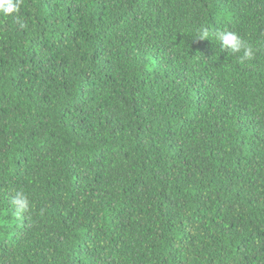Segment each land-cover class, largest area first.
Returning <instances> with one entry per match:
<instances>
[{
    "label": "trees",
    "instance_id": "1",
    "mask_svg": "<svg viewBox=\"0 0 264 264\" xmlns=\"http://www.w3.org/2000/svg\"><path fill=\"white\" fill-rule=\"evenodd\" d=\"M0 264H264V0L0 13Z\"/></svg>",
    "mask_w": 264,
    "mask_h": 264
},
{
    "label": "clouds",
    "instance_id": "2",
    "mask_svg": "<svg viewBox=\"0 0 264 264\" xmlns=\"http://www.w3.org/2000/svg\"><path fill=\"white\" fill-rule=\"evenodd\" d=\"M21 0H0V13L5 16L18 12ZM195 37L210 39L219 44L222 51L229 57H235L236 62L244 65L255 58L257 49L245 40L238 32L232 30L210 31L206 26L201 27ZM11 204L15 213L20 216L30 210L29 195L23 189H13Z\"/></svg>",
    "mask_w": 264,
    "mask_h": 264
}]
</instances>
